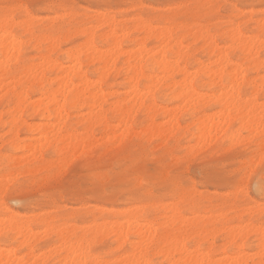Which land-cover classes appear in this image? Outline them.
<instances>
[{
    "label": "bare ground",
    "instance_id": "6f19581e",
    "mask_svg": "<svg viewBox=\"0 0 264 264\" xmlns=\"http://www.w3.org/2000/svg\"><path fill=\"white\" fill-rule=\"evenodd\" d=\"M177 8H180V6L178 7L177 5ZM12 9L14 8L12 7ZM170 9H172V7ZM24 13L27 17L21 24L25 28L24 37H19L17 34L19 25L18 22H16L17 24L15 23L12 17L14 15L12 10L0 16V102L1 100H6L8 104L13 103L15 111L24 113L27 110H31L34 115L38 116L41 120L52 122V124L47 123L46 125L43 123V125H40L35 131L43 132L44 129H46V132H43L44 135L37 138L47 143L43 146L44 148L41 147V151L46 149V147L48 149L51 142L55 148L65 143L70 146L62 150L64 153L61 154V157L58 158L57 161L59 166L69 161V158L67 159L68 154H70L69 151L74 152L76 150H81L82 154H84L82 156L86 157L89 150L86 149V147L98 141L95 137L97 131H99L101 135L99 139L101 138V140L104 139L109 142L114 141L118 146L123 145L128 140L130 141V137L132 138V135L135 134L133 130V124L136 122L135 116L140 112H145L146 115L149 114V116L152 117V119L150 118L151 120H149L150 124L144 127L145 132L153 134L151 138L152 136L156 137L154 133L162 138L168 135V132L169 134H171L170 132H175L174 135L172 133V137L176 135L177 138L181 135H177V132L181 131L182 133L183 128L187 131L186 126H183L182 130H180L181 127L178 118L180 116L176 115L182 112L184 106L189 108L187 111H189L190 117L192 116L191 118L195 120L193 124H191L192 122L190 123V125L193 126V130L196 128L195 132H197L195 133L193 130L194 133L190 132V134L192 133V141H210L216 136L218 130H220V125H222L223 128L229 129L234 123L239 122L241 128L243 127L253 134L256 132L255 138H258L257 141H260L259 147L261 149L259 148V151H261V153H257L254 158H258V156H260L258 159L263 158L264 104H258L256 98L259 94L264 92V90L261 89L264 83L258 85L255 81L257 79L253 81L248 80L247 67H243L240 63L231 62L227 53L228 51L240 52L241 55L243 54L245 56L244 61L247 62L249 66H252L257 71H263L264 61H260L259 53L264 50V41L260 39L259 36L257 38H254V36L252 38H246V36L243 35V37L241 36L242 33L240 34L238 31L239 29L236 30L237 27H235L236 31L234 30L232 34L233 29L231 28V31H222L223 33H221L220 40H229L231 42V45L228 44V47L225 46V48L223 46L222 48L218 46L215 40V33L212 35L211 31L207 30L208 28L206 27V29L203 25L207 32L204 30L205 32L203 33V30L199 28L202 32L200 31L201 33H199L198 31V33H196L195 31L194 33L192 31L191 33H194V37L191 36V38H196L199 35L196 40L203 41V51L209 54L208 57H210V62H200L194 68V71L190 72L187 63L188 60L193 57L194 51L192 50H194V48L190 45L185 46V41L189 37V30L186 29L187 27L180 28V25V27L175 25L174 28L166 24L163 28L159 27L160 30L156 31V28L154 29L153 26L151 28V26H149L150 24L145 25L144 20L136 17L138 20L134 21L136 24L132 26V31H130V28L125 27V25L123 26V23H118L119 21L115 20L116 17L110 18V16L105 13H96V18L100 20L104 26L108 25L111 28L116 27L122 32L118 34L115 29H111V34L106 36V40L107 38L112 40L115 44L114 48L111 47L112 49L102 52L97 49L95 44L98 38L97 29L100 27L96 29L83 28V30H78V28L70 22L68 26L64 28L66 29L68 27L65 30L66 32L62 29L55 30L54 25L58 22V19L70 17V15H66L65 13L57 18L50 17L51 21L46 33L41 36H36L34 26L37 18L35 19L30 16L27 11ZM262 23H264V21ZM263 25L260 26L262 29L264 27ZM189 28H192V24ZM193 28H195V26H193ZM63 32L64 36H62ZM133 32L144 33V35L146 34L152 39L155 37L156 41H160L161 46L155 47V49L154 47L153 49H148L146 45L147 41L145 40V44L143 40L145 38L147 39V36L140 39V42L137 44V49L133 51H124L122 41L130 38ZM230 32L231 34H229ZM76 34L85 37L86 42L79 47H72L73 49L70 50L67 49L68 51H66L65 56L70 65L66 66L63 63L57 62V60L54 59V54L61 51V45L70 42L72 38L74 39V35L77 36ZM27 38H30L28 40L29 44H27ZM103 39H105V36ZM30 42H33L34 45ZM28 46L32 47L38 53V58L36 59L39 61L38 63L29 64L26 62L25 49ZM172 55L176 56L174 61L169 59ZM123 56L127 57V61L125 60L124 67L119 70V74L124 77V82L129 86L130 90L123 96L117 95V92H113L116 96V101L109 105V109H106L105 106L108 105L107 97H110L112 93H109V95L106 94L103 85L112 75L111 71L116 70ZM84 58L86 59L84 60ZM199 61L200 60H198V62ZM85 62L92 64L97 63L99 65L95 67L96 69L91 71L95 79L93 81L88 78L89 72L87 70V72H84L83 70V66L86 65ZM150 65L155 68L150 74H147L145 68ZM47 73L64 74L59 77V79L56 77L57 80L56 78H54V80L51 79L52 77L49 78ZM116 74L118 76V73ZM174 76L180 77V79H178L179 81H176V79L173 80V78H175ZM257 77L255 76V78ZM262 79L264 80L263 76ZM263 80L261 81L263 82ZM75 81L78 83L75 84ZM56 82L58 88L54 90L52 85ZM197 83L202 84L200 86L201 90H211V94L198 92L195 88ZM246 86L251 87L253 90L249 95L250 98L247 99L248 101H246L245 98L243 99V91ZM163 88L172 96L171 99L173 98V100L175 99L184 104V106L181 107L182 109L180 107L176 108L181 111L173 109L176 112L171 113L170 110L165 109L166 107L163 108L157 104L158 96ZM31 95H39L40 98L31 101ZM114 95L112 97H114ZM166 95L168 96V94ZM211 105L220 108L218 114L216 113L214 115L215 112L213 115H204L201 113L204 117L195 119L196 113L200 112V110H207ZM158 111H162V114H165L167 118L168 116L170 117L169 120L167 119L165 121L166 124L163 123L161 126L156 125L157 123L154 122ZM184 111L187 113L186 110ZM73 112L80 114L82 117L76 126H73L71 123V113ZM1 113L2 112H0V123L2 122ZM165 115L163 116L165 117ZM15 118L18 119L13 118L10 124L8 123L10 127L8 133L11 135L12 139L17 141L20 132H30L31 130L33 131L34 128L31 129L32 126L26 121H22L21 117L20 120L19 117ZM112 120L113 122L117 121L118 124L115 126L111 125ZM216 121L218 122L216 123ZM141 131H143V129H141ZM141 131L140 133H143ZM166 137H164V139ZM168 137L171 138V135ZM217 137L218 136H216V138ZM230 137V140L234 141L235 138L237 139L239 137V134H232ZM48 141H50V144H48ZM214 141L212 143H214ZM38 145L36 147H39ZM36 147H31L34 151L33 158L31 157L30 159L31 161H26L23 164L20 162L28 173H31L33 168H35L37 172L39 170L43 172V170L48 168L43 153L37 150L38 148ZM206 148L204 151H206ZM201 152L202 151H200V153ZM88 154H90V152ZM190 154L191 152H189V155ZM71 156L72 154L70 157ZM263 160L264 158L262 161ZM255 164L257 165L256 162ZM66 170L67 166L64 171ZM8 177L11 176L8 175ZM166 177L168 178V176ZM8 179L9 178L4 180V182L6 183ZM10 179L13 183L14 179ZM134 181L136 185L141 186L143 183L146 185L150 183L152 187L168 185V179H162L159 182L154 181L153 183L145 176L139 179L136 178ZM4 182H1V184ZM11 182H8V185H11L9 184ZM2 188L3 186L0 185V195ZM5 188H8V186ZM166 190L167 198L172 201L178 200V202L162 206L164 210V222L162 223H157L153 216H147L146 218L144 214H142L148 207V203L143 201H140V209L133 208L136 209L135 211L132 209V212L135 213H132L131 219L126 216L128 213L127 210L119 212L120 214L118 217L124 219L123 222L120 220L122 223L120 221H112L110 217H104L105 213L110 214L115 210L97 208L103 213L101 215L102 223H99L97 226H89L86 228H80L77 227V225H69L68 221H64L62 224L58 225L56 218L53 217V215H48V213L40 214L38 221V217L36 216L29 218L7 213L3 225L0 226V264H49L52 263V261L54 264H156V258L162 259L163 263L159 264H264L263 226L256 228V226L252 227L253 225L250 223H246L244 226L242 222L238 223L236 226H231L229 222L230 219H227V213L224 211V208H220V210L216 211L218 213L217 216H215L216 214L212 210L198 213L194 201L187 199V194L191 195V193L186 192L182 186L176 185V183H170L168 187H166ZM145 192L147 198L152 197V192ZM186 202L187 205L190 206L189 209L192 214L195 215L192 219L186 218L183 215V207ZM158 205L160 204L156 202L153 208L158 207ZM0 209H2L1 204ZM231 209H235L234 204L231 206ZM236 215L235 217H237ZM242 215H239L240 219ZM210 224H212V226L220 224L221 228L215 226L210 229L208 228ZM156 226H158V228ZM190 230H192V232H190ZM254 232L259 236L258 241L260 243L257 244H259L260 250L251 256L247 253L249 255L247 256L244 252V248L246 247V242L250 234H254ZM9 234H11V236H9ZM220 234L221 236L224 234L223 237L226 236L224 238L227 243L222 248V258L215 261L213 259V250L211 247H209L210 249L204 248L203 242H209L218 237V235L220 236ZM106 235L113 236L114 239L110 242L113 243L114 241L118 243V248L120 249L131 244L129 250H124V256L122 257L119 255L122 258L120 257L118 259L119 261H114V263H112L113 261L110 262L104 259L102 253H98L96 250L98 241H105L106 238H102ZM52 237H55L56 240L49 243L47 247L38 246L40 241L48 240ZM131 238L137 239V241L132 242ZM240 241H244L243 244H240ZM102 243L98 244L100 245ZM190 245H194L193 250L189 249ZM229 246L235 247L236 249L238 248V253L233 252L228 255L229 250L225 247ZM254 258L258 259L257 263Z\"/></svg>",
    "mask_w": 264,
    "mask_h": 264
},
{
    "label": "rangeland",
    "instance_id": "374dc122",
    "mask_svg": "<svg viewBox=\"0 0 264 264\" xmlns=\"http://www.w3.org/2000/svg\"><path fill=\"white\" fill-rule=\"evenodd\" d=\"M11 4L23 5V7H15L14 9L9 7L5 9V5L12 6ZM177 5L178 7L180 6V8H177ZM171 7L172 9H170ZM10 10L14 13L12 17L14 18L15 23L18 22L19 27L17 34L19 37H24L25 28L21 24L27 19L26 14L24 13L25 11H27L29 15L35 19L37 18L34 26L36 36H41L46 33L49 28L48 25L51 21L50 17L57 18L65 13L66 15H70V17L68 16L64 19H58V22L54 25L55 30L62 29L66 32L65 30L68 27L66 29L64 28L68 26L70 22L71 24L73 23L78 30H83V28L96 29L100 27L97 29L98 38L95 44L97 49L102 52H106L108 49L114 48L115 44L112 40L109 38L106 40V36L111 34L110 30L115 29L118 34H121L122 32L119 31V28H111L108 25L104 26L103 23L96 18V13H105L110 16V18L116 17L115 20L119 21L118 23H123V26L125 25V27L130 28V31H132V26L136 24L134 21H137L139 18L144 20L145 25L150 24L149 26H151V28L152 26L154 29L156 28V31L160 30L159 27L163 28L166 24H169L172 27L175 25H180V28L187 27L186 29L189 30V37L185 41V46L190 45L194 48L192 51L197 53L194 54L191 52L193 53V57L188 60L187 67L190 72L194 71V68L198 65V63L210 62V57H208L209 54L203 51V41L196 40L199 35L196 38H191V36L194 37L193 34L195 31L196 33H198V31L201 33L203 30L204 33L206 31L205 28L207 27L208 29H206L211 31L212 35L215 33V40L218 46L222 48L223 46L228 47V44L231 45V42L229 40H220L221 33L224 31L229 32L232 28L233 34L235 27H237L236 30L239 29L238 31L240 34L242 33L241 36L244 35L246 38H252L253 36L254 38H257L259 36V38L264 41V27L263 29L260 27L264 24L262 23L264 21V0H0V16ZM136 17L138 19H136ZM191 24L192 28H189ZM193 26H195V28H193ZM199 28L202 30H199ZM192 31L194 32L193 34L191 33ZM64 32L62 36H64ZM229 34H231V32ZM76 35L77 36H73L74 39L72 38L70 42L61 45V51L54 54V59L57 60V62L63 63L66 66L70 65L65 56L66 51L79 47L86 42L85 37L79 36L80 34ZM145 35L144 33L141 34L139 32H133L130 38L122 41L124 51H133L137 49V44L140 42V39L148 36ZM104 36L105 39H103ZM148 38L149 36L147 39H143L145 44L147 41L146 45L148 49H153V47L155 49V47L161 46L160 41H156L155 37H153V39L149 38L150 40ZM29 39L30 38H27V40L25 39L27 44H29ZM33 42L30 43L34 45ZM227 53L231 62L240 63L243 67H247L248 80L253 81L257 79L255 81L258 85L264 83V80L262 79V76L264 77V70L257 71L252 66H249V64L244 61L245 56L243 54L241 55L240 52L228 51ZM175 57L176 56L172 55L169 59L174 61L176 59ZM37 58L38 53L32 47L28 46L25 49L26 62L29 64L38 63L39 61L36 60ZM126 58L127 57L123 56L120 59L116 70L111 71L112 75L103 85L106 94L109 95V93H112L110 94V97H107L108 105L105 106L106 109H109V105L116 101V96L113 92H117V95L123 96L130 90L129 86L124 82V77L119 74V70L124 67L125 60L127 61ZM259 58L260 61H264V50L259 53ZM85 59L86 58H84V60ZM198 60L200 61L198 62ZM85 64L86 65L83 66L84 72L88 71V78L91 81L95 80L91 71L96 69L95 67L99 65L97 63L92 64L89 62H85ZM154 68L155 67L150 65L145 68V72L150 74ZM116 73H118V76ZM55 74H48V77H52L51 79L57 77L59 79V77H61L64 73ZM255 76H258L259 78H255ZM175 79L176 81H179L178 79H180V77L176 76L173 80ZM261 80H263V82ZM77 83L78 82L75 81V84ZM201 85L202 84L199 83L195 85L198 92L211 94V90L209 89L201 90ZM57 86L56 82L52 85V88L56 90L58 88ZM261 89L264 90V86ZM252 91L251 87L246 86L243 91V99L245 98V100L248 101L247 99L250 98L249 95ZM167 92L168 91H165V88L161 90L158 96L157 104L160 107H166L165 109L170 110L171 113H175L179 110L176 108H181L184 104L180 103V101H176L175 99L173 100V98L171 99L172 96H170L169 92ZM166 94H168L169 97ZM113 95L114 97H112ZM39 98V95L30 96L31 101L36 99L38 100ZM256 102H258V104H264V92L257 96ZM14 107L13 103L8 104L6 100H1L0 102V112H2V122L0 123V181L4 182V180L9 178L6 183L4 182L5 184L2 183L3 185L0 182V185L3 186L0 195V204L2 205V209H0V226L3 225L7 213L29 218L36 216L38 217L37 221L39 220L40 214L48 213V215H53V217L56 218L58 225L62 224L64 221H68L69 225H77V227L80 228H86L89 226L93 227L102 223L101 215L103 213L97 208H109L111 210H115L110 214L105 213L104 217H110L112 221L121 220L123 222L124 219L118 217L120 214L119 212L127 210L128 213L126 216L131 219L132 213H135L132 212V209H140V201L148 203V207L145 212L141 213L144 214L146 218L147 216H153L157 223H162L164 222V210L162 206L178 202V200H169L166 196V187H168L170 183H176V185L182 186L186 192L191 193V195L187 194V199L194 201L197 206L196 211L198 213L212 210L216 214L215 216H217L218 213L216 211L220 210V208H224V211L227 213V219H230L229 222L231 226H236L238 223L242 222V225L244 226L246 223H250L253 225L252 227H264V160L262 161L264 155L262 159H258L260 156H258V158H254L257 153H261V151H259L260 141H257L258 138H255L256 132L253 134L243 127L241 128V124H239V122L234 123L229 129L223 128L222 125H220V130H218L216 134L218 137L216 138L215 136L210 140L211 142L209 140L192 141V133L190 134V132H195L196 128L193 130V126L190 125V123L192 122L191 124H193L195 120L191 118L192 116L190 117V114L188 113L189 111H187L189 108L184 106L185 109H183L186 110L187 113L181 108L182 112H179L181 115L179 113L176 115L180 116H177L181 127L180 130H182L183 126H186L187 131L183 128L182 133L181 131L177 132V135L181 134L177 138L176 135L173 136L174 138L172 137V133L174 135L175 132H170L171 134L168 132V135H166L167 137L171 135V138L164 136L167 138L164 139V137L161 138L155 133L154 135L156 137L152 136L151 138V135L153 134L145 132L144 127H147L148 124H150L149 120H151L152 117H150L149 114L146 115L145 112H140L137 116H135L136 122L133 124L135 134L132 135V138L130 137V141H125L126 143L118 146V144L114 141L109 142L104 139L101 140V138L99 139L101 135L100 132L97 131V134H95V137L98 139L97 143L95 141V144H89L90 148L86 147V149L90 150H88V153L90 152V154L87 153L86 155L85 153V157L82 156L84 154H82L81 150H76L74 152L69 151L70 154L67 156L69 161L65 162L62 166H59L57 163L58 158H60L61 154L64 153L62 150H65V148L69 145L65 143L55 148L52 142L50 144V141H48L50 147L48 146V149L46 147V149H44L46 151L43 150V152L41 150L47 143L37 138L43 136L46 129H44V133L35 131L40 125H43V123L46 125L47 123L52 124V122L41 120L38 116L34 115L31 110H27L22 113L20 111H15ZM219 111V107L211 105V107L207 110H200V112L196 113L195 119L204 117V115H213L214 112L215 115L216 113L218 114ZM162 113V111H158L156 118L154 117V122L157 123L156 125L161 126L163 123L166 124L165 121L167 119L169 120L170 117L168 114L167 118L166 115ZM163 115H165V117ZM15 117H19V120L21 117L22 121L24 120L32 126L31 129L34 128L33 131L31 130L30 132H20L19 139L17 141L12 139L11 135L8 133L11 120H13V118L18 119ZM81 118L80 114L76 112L71 113L72 125L76 126ZM217 122L218 121H216V123ZM117 124V121H111V125L115 126ZM141 129H143V131H141ZM140 131L143 133H140ZM236 133L239 134V137L237 139L235 138L234 141L230 140V135H236ZM212 140L214 143H212ZM37 145L40 148L36 147ZM30 146H33V148L35 146L38 148L37 150L43 153L45 162L48 165V168L43 170V172L41 170H39L40 172H37L35 168H33L35 170H31V173L25 171L22 164L26 161H31L30 159L34 153ZM205 148L206 151H204ZM200 151L202 152L200 153ZM189 152H191L190 155ZM262 153L264 154V149ZM71 154L72 158L70 157ZM16 159L20 160L18 161ZM20 162H22V164H20ZM66 166L67 170L64 171ZM8 175L11 177H8ZM140 175L149 178L153 183L154 181L159 182L162 179H168V185H162L160 187H152L150 183L147 185L143 183L142 186L136 185L134 180L142 177ZM166 176H168V178ZM10 178L14 179V181L12 180L13 183ZM8 182H11L9 183L11 185H8ZM6 186H8V188H5ZM145 191L152 192V197L147 198L145 196ZM156 202L160 205L153 208V205ZM233 204L235 205V209H231ZM189 208L190 206L187 205L186 202L183 207V215L186 218L192 219L195 215L192 214ZM136 209H133V211ZM235 215L237 217H235ZM239 215H242L241 219ZM215 226L217 228H221L220 224ZM215 226L210 224L208 228L212 229V227ZM156 227L158 228V226ZM190 232H192V230H190ZM255 233L256 232H254V234H250V237L246 242V247L244 248V252L246 254L248 253L250 256L260 250V247L258 246L259 244H257L260 243L258 241L259 236ZM223 235H218V237L213 239L214 241L210 240L209 242H203L204 248L211 247L213 250V259L215 261L222 258V248L227 243L224 238L226 236L223 237ZM9 236H11V234H9ZM110 237L111 236L109 235L104 236L102 239H106L105 241L102 240L103 243L102 241H98V243L102 244L99 245L97 243L96 250L98 253H102V257L104 259L110 262L113 261L112 263H114V261H119L118 259L121 256H124V250H129L131 248V244H128L124 248L120 249L118 248V243H115L114 241V244L111 243L114 238L113 236L111 238ZM55 240V237L48 240H42L39 242L38 246L47 247L49 243L54 242ZM131 240L132 242L137 241V239L134 238H131ZM243 242L240 241V244H243ZM190 246L189 249L193 250L194 245ZM225 248H228L229 250L228 255L238 251V248L236 249L235 247L229 246ZM248 254L247 256H249ZM255 261L257 263L258 259H255ZM155 263L159 264L163 263V261L161 258H156ZM49 264H54V262L52 261V263Z\"/></svg>",
    "mask_w": 264,
    "mask_h": 264
},
{
    "label": "snow or ice",
    "instance_id": "6c2138e0",
    "mask_svg": "<svg viewBox=\"0 0 264 264\" xmlns=\"http://www.w3.org/2000/svg\"><path fill=\"white\" fill-rule=\"evenodd\" d=\"M4 7H5V9H7V8H9V7H13V8H15V7H20V8H22L23 5H12V6L5 5Z\"/></svg>",
    "mask_w": 264,
    "mask_h": 264
}]
</instances>
